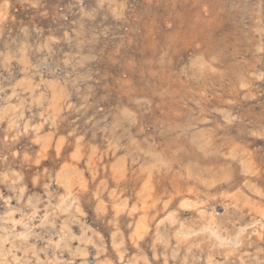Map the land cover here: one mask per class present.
I'll return each mask as SVG.
<instances>
[{
  "label": "clouds",
  "instance_id": "9594fccd",
  "mask_svg": "<svg viewBox=\"0 0 264 264\" xmlns=\"http://www.w3.org/2000/svg\"><path fill=\"white\" fill-rule=\"evenodd\" d=\"M134 2L0 0V264H264V0Z\"/></svg>",
  "mask_w": 264,
  "mask_h": 264
},
{
  "label": "rangeland",
  "instance_id": "374dc122",
  "mask_svg": "<svg viewBox=\"0 0 264 264\" xmlns=\"http://www.w3.org/2000/svg\"><path fill=\"white\" fill-rule=\"evenodd\" d=\"M68 3L69 0H46V6L50 12L57 7L63 9ZM84 3L85 7L93 6V0H84ZM173 3L174 0H153L152 4H146L144 0H135L134 7L139 14L145 16L146 21H155L162 27V21L172 11ZM175 11L183 19L184 17H190L195 9L181 2L176 4ZM25 15V13H17L18 18ZM69 19H72V17H69ZM37 23H41L45 28L59 29L60 24L64 22H53L50 15L47 20H41L37 17Z\"/></svg>",
  "mask_w": 264,
  "mask_h": 264
}]
</instances>
